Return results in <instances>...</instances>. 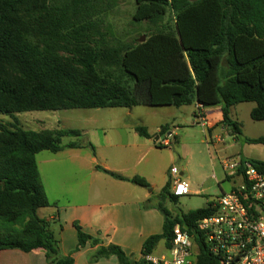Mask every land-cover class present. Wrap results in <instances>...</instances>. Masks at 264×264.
I'll return each instance as SVG.
<instances>
[{"label": "trees", "instance_id": "obj_1", "mask_svg": "<svg viewBox=\"0 0 264 264\" xmlns=\"http://www.w3.org/2000/svg\"><path fill=\"white\" fill-rule=\"evenodd\" d=\"M123 2L0 0V114L221 106L222 124L241 138V124L232 120L231 111L251 102L256 105L252 119L264 121V0H135L133 21L146 25L144 42L141 36L116 32L111 15ZM166 127H161V135ZM136 131L153 138L146 127ZM81 136L74 129L33 131L0 125V253L43 250L49 264L74 263L72 256L61 255L50 221L38 215L40 208L51 205L37 155L81 147L77 142L62 144L65 137ZM244 140L264 145V137ZM87 145L95 151L92 143ZM247 159L264 172V161ZM97 169L149 186L139 176L127 179L102 166ZM179 199L169 178L158 195L163 231L144 242L139 260L117 245L100 246L92 260L116 256L120 264H148L145 257L155 255L161 241L170 248L174 227L180 224L194 237L196 264H221L197 230L199 221L216 213L214 202L174 216L166 203L177 205ZM76 229L78 249L101 242L79 224Z\"/></svg>", "mask_w": 264, "mask_h": 264}, {"label": "crops", "instance_id": "obj_2", "mask_svg": "<svg viewBox=\"0 0 264 264\" xmlns=\"http://www.w3.org/2000/svg\"><path fill=\"white\" fill-rule=\"evenodd\" d=\"M190 106H194L195 110L199 108L196 104ZM114 109L126 110L112 111L122 118L135 116L136 119H140V115L135 114V107ZM201 111L210 133L218 126L225 128L222 124L221 106L204 107ZM169 115L174 119L175 111L170 112ZM162 126L164 124H159L155 132L148 130L150 135L154 137L160 134ZM137 127L140 126L136 123L130 125L125 123V120L114 124L112 129L118 136L119 144L111 146L110 148L114 150H110L109 153L107 150L101 154L98 144L89 137L88 143L94 145L95 151L87 144L79 143L81 147L65 148L57 154L53 153L54 157H45L48 163H54L60 166V169L53 170V175H51L52 182L57 187L54 194L49 190L40 171L51 206L40 208L38 215L50 221L52 230L60 243L61 255L72 256L73 264H120L116 256L92 260L93 254L100 246L110 245L121 247L129 257L137 261L142 257L144 242L150 236L161 234L163 231L164 217L157 208L158 195L171 178L172 168L169 170L156 163H151L147 164L144 169H140L144 157L160 149L156 144L161 137L156 140L144 138L136 131ZM144 127L148 129L149 126ZM226 130L231 131L229 127H226ZM103 136L106 139L105 131ZM168 136L171 137V133ZM107 143H102V145ZM167 143L170 141L164 137L161 145H169ZM237 156L253 159L244 154ZM99 159L100 164L97 162ZM97 166H102L127 179L142 177L149 186L141 187L130 181L115 179L97 169ZM180 174L182 176L183 172ZM224 192L226 191L223 189L222 193ZM76 224H79L86 233L100 239L101 242L97 245L88 242L78 249ZM0 264L49 263L43 250L25 253L12 249L0 253Z\"/></svg>", "mask_w": 264, "mask_h": 264}, {"label": "rangeland", "instance_id": "obj_3", "mask_svg": "<svg viewBox=\"0 0 264 264\" xmlns=\"http://www.w3.org/2000/svg\"><path fill=\"white\" fill-rule=\"evenodd\" d=\"M136 10L135 0H124L123 4L112 12L111 21L116 32L121 36L145 37V24L136 25L133 15ZM168 17H172L171 14ZM146 38V37H145ZM255 103H241L233 107L231 118L241 124L242 136L235 137L231 131L222 126H218L210 133L209 129L198 124L194 106H185L180 109L169 107H135V114L140 115V119L135 116L122 118L112 111H126L116 109H79L62 111H35L19 113L14 116L0 114V125L18 126L26 130H54V129H74L82 133L81 137H65L62 140L63 146L70 142L88 144L89 137L103 151L108 153L113 145L119 144L118 136L113 130L114 124L118 122L136 123L139 126L148 125V130L155 132L159 124H168L165 134H157L153 137L162 144L163 138L170 141L165 148H160L151 154H147L141 161L140 169H144L147 164L156 163L160 167L169 170L176 167L179 173L183 172L182 179L190 184L192 194L180 197L179 203L174 205L167 201L166 207L176 216L180 212H189L207 207L210 201L216 200L223 192L231 190L232 182L226 180V174L222 167V161L244 154L250 158L264 161V145L247 143L244 138L264 137V121H255L251 117V111ZM178 109V110H177ZM175 111L174 119L169 115ZM195 112V113H194ZM124 119V120H123ZM146 124V125H145ZM104 131L107 137L103 136ZM171 133V137L168 134ZM176 138V141H174ZM108 142L106 145L102 143ZM107 146V147H105ZM86 153V152H83ZM54 157L53 153L45 151L37 155V162L42 176L49 186L52 194L57 187L52 182L53 170L60 169L54 163H48L45 157ZM61 157V156H59ZM138 159V156H136ZM100 164V159L97 161ZM167 253L165 242L161 241L155 250L156 256Z\"/></svg>", "mask_w": 264, "mask_h": 264}, {"label": "built area", "instance_id": "obj_4", "mask_svg": "<svg viewBox=\"0 0 264 264\" xmlns=\"http://www.w3.org/2000/svg\"><path fill=\"white\" fill-rule=\"evenodd\" d=\"M196 117L198 124L205 127L201 108ZM222 167L232 188L212 201L216 213L199 221L197 230L221 264H264V172L241 156L223 160ZM170 174L175 196L192 194L190 184L176 167ZM196 255L193 235L177 224L167 253L147 255L145 260L148 264H196Z\"/></svg>", "mask_w": 264, "mask_h": 264}, {"label": "water", "instance_id": "obj_5", "mask_svg": "<svg viewBox=\"0 0 264 264\" xmlns=\"http://www.w3.org/2000/svg\"><path fill=\"white\" fill-rule=\"evenodd\" d=\"M145 39H146L145 37H142V39H141V42H144V41H145Z\"/></svg>", "mask_w": 264, "mask_h": 264}]
</instances>
